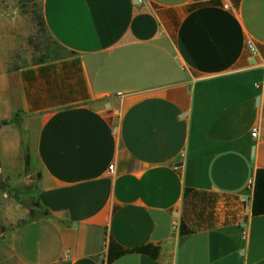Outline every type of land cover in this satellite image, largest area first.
I'll return each instance as SVG.
<instances>
[{"label": "crops", "instance_id": "1", "mask_svg": "<svg viewBox=\"0 0 264 264\" xmlns=\"http://www.w3.org/2000/svg\"><path fill=\"white\" fill-rule=\"evenodd\" d=\"M41 7L66 53L0 71V174L38 167L0 264H264V0Z\"/></svg>", "mask_w": 264, "mask_h": 264}, {"label": "rangeland", "instance_id": "2", "mask_svg": "<svg viewBox=\"0 0 264 264\" xmlns=\"http://www.w3.org/2000/svg\"><path fill=\"white\" fill-rule=\"evenodd\" d=\"M41 5L42 0H0V71L57 58L66 53L47 30L37 24ZM24 171L21 182L15 185L11 179L4 177L5 173L3 176L0 174V236L9 233L20 218L38 213L22 209L34 203L33 189L26 192L23 186L33 185L38 175L37 164H26Z\"/></svg>", "mask_w": 264, "mask_h": 264}, {"label": "built area", "instance_id": "3", "mask_svg": "<svg viewBox=\"0 0 264 264\" xmlns=\"http://www.w3.org/2000/svg\"><path fill=\"white\" fill-rule=\"evenodd\" d=\"M138 1L141 2L142 0H138ZM247 47H248L251 51H255V47H254V45H253V43H252L251 41H248V42H247ZM257 134H258V128H257L256 126L252 127L251 135H252L253 137H256ZM109 171H110V172L113 171V164H110V165H109ZM176 224H177L176 221H173V226H174V227L176 226ZM241 236H242V238H244V239L247 237V231H246L245 228L242 229V231H241Z\"/></svg>", "mask_w": 264, "mask_h": 264}, {"label": "trees", "instance_id": "4", "mask_svg": "<svg viewBox=\"0 0 264 264\" xmlns=\"http://www.w3.org/2000/svg\"><path fill=\"white\" fill-rule=\"evenodd\" d=\"M36 20H37V24L39 26H41V27H43V29L47 30L46 27H45V22H44L43 16H42V7H40V9H39V14L36 17ZM59 48L62 49V50H64L61 46H59ZM43 61H45V60H41L40 62H43ZM5 122L6 121H3L2 123H5ZM36 205H38L37 202H36Z\"/></svg>", "mask_w": 264, "mask_h": 264}]
</instances>
